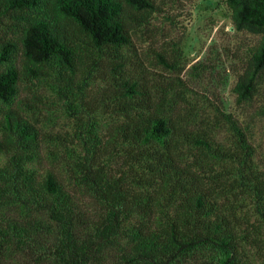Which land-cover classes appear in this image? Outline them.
<instances>
[{
	"label": "trees",
	"instance_id": "1",
	"mask_svg": "<svg viewBox=\"0 0 264 264\" xmlns=\"http://www.w3.org/2000/svg\"><path fill=\"white\" fill-rule=\"evenodd\" d=\"M163 2L0 0V264H264V0L228 99L141 48Z\"/></svg>",
	"mask_w": 264,
	"mask_h": 264
},
{
	"label": "rangeland",
	"instance_id": "2",
	"mask_svg": "<svg viewBox=\"0 0 264 264\" xmlns=\"http://www.w3.org/2000/svg\"><path fill=\"white\" fill-rule=\"evenodd\" d=\"M225 0H164L159 14L152 21L153 29L147 32L146 39L141 37V48L162 50L170 40L183 42L184 62L183 75L191 80L196 79L197 87L211 89L215 86L221 89L224 96L229 98V90L233 77L229 76L227 67L220 66L217 72L211 68L217 57L221 56V48L240 45L247 40L243 35L232 33L231 22ZM201 67L200 75L190 74L193 66ZM200 69V68H199ZM211 71V72H210ZM227 75V76H226ZM225 77L226 84L219 85ZM228 95V96H227Z\"/></svg>",
	"mask_w": 264,
	"mask_h": 264
}]
</instances>
